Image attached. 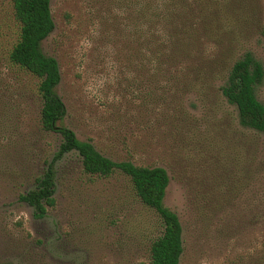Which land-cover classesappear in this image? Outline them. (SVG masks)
Masks as SVG:
<instances>
[{"label": "rangeland", "instance_id": "374dc122", "mask_svg": "<svg viewBox=\"0 0 264 264\" xmlns=\"http://www.w3.org/2000/svg\"><path fill=\"white\" fill-rule=\"evenodd\" d=\"M139 2L50 0L55 28L42 48L60 67L61 125L113 161L167 171L181 264H264V136L238 128L221 92L246 53L264 66V0L183 1L188 26L207 15L201 49L217 60L201 93L167 81L190 65L161 75L142 65L156 52L157 27ZM19 37L14 0H0V264H150L158 214L122 172L91 175L78 154L58 157L61 136L41 124V79L10 59ZM257 96L264 104V82ZM49 166L56 205L39 219L20 197Z\"/></svg>", "mask_w": 264, "mask_h": 264}, {"label": "trees", "instance_id": "16d2710c", "mask_svg": "<svg viewBox=\"0 0 264 264\" xmlns=\"http://www.w3.org/2000/svg\"><path fill=\"white\" fill-rule=\"evenodd\" d=\"M183 1L153 0L148 4L141 0L136 4L142 7L141 12L146 7L144 13L153 9L157 27L156 48L152 42H147L154 46L156 52L149 56L144 54L142 65H155L158 75L165 74L164 68L169 65H190L180 71L170 70L167 81L182 86L187 81L188 91L201 93L196 90L197 86L204 76L210 79L208 82L215 79L217 60L205 58L206 51L201 49L207 15L199 12L200 21L204 20L197 26H188ZM14 15L20 24V37L10 59L41 79V124L44 131L61 136L58 157L71 152L78 154L84 171L91 175L107 177L115 171L125 174L131 180L137 197L145 206L153 209L162 222L163 233L151 246L150 264H181L184 253L183 226L179 216L164 203L170 185L167 171L161 167L113 161L102 155L90 141L80 140L73 130L61 125L66 115V105L57 93L61 82L60 67L58 61L46 55L42 48L43 42L55 28L50 0H14ZM263 82L264 66L253 53L248 52L233 65L226 85L221 88L224 98L237 110L238 128L251 132L254 137L264 136V104L257 96V89ZM253 162L262 164L256 150ZM36 182L37 189L22 195L20 200L34 209L36 218L42 219L46 217L48 208L56 205L52 167L49 166Z\"/></svg>", "mask_w": 264, "mask_h": 264}]
</instances>
